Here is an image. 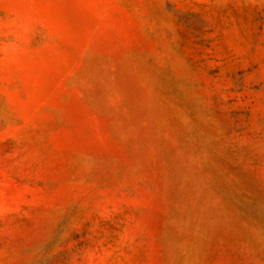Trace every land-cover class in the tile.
<instances>
[{
  "label": "rangeland",
  "instance_id": "rangeland-1",
  "mask_svg": "<svg viewBox=\"0 0 264 264\" xmlns=\"http://www.w3.org/2000/svg\"><path fill=\"white\" fill-rule=\"evenodd\" d=\"M0 264H264V0H0Z\"/></svg>",
  "mask_w": 264,
  "mask_h": 264
},
{
  "label": "crops",
  "instance_id": "crops-1",
  "mask_svg": "<svg viewBox=\"0 0 264 264\" xmlns=\"http://www.w3.org/2000/svg\"><path fill=\"white\" fill-rule=\"evenodd\" d=\"M180 188H187L189 189L190 193L193 195H196V197H201V198H213L216 197L219 193L220 190L223 187H180ZM159 191H161V187H157ZM165 189V188H164ZM163 189V190H164Z\"/></svg>",
  "mask_w": 264,
  "mask_h": 264
}]
</instances>
